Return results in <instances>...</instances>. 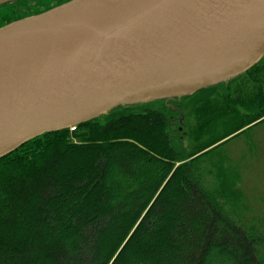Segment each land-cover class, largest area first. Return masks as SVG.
Segmentation results:
<instances>
[{
    "label": "trees",
    "instance_id": "16d2710c",
    "mask_svg": "<svg viewBox=\"0 0 264 264\" xmlns=\"http://www.w3.org/2000/svg\"><path fill=\"white\" fill-rule=\"evenodd\" d=\"M235 105L249 111L198 136ZM197 109L194 155L264 117V62L237 82L231 101L203 100ZM184 160L155 111L25 142L0 158V264H264V214L235 222Z\"/></svg>",
    "mask_w": 264,
    "mask_h": 264
},
{
    "label": "water",
    "instance_id": "95a60500",
    "mask_svg": "<svg viewBox=\"0 0 264 264\" xmlns=\"http://www.w3.org/2000/svg\"><path fill=\"white\" fill-rule=\"evenodd\" d=\"M263 56L264 0H67L15 19L0 26V158L117 107L227 82Z\"/></svg>",
    "mask_w": 264,
    "mask_h": 264
},
{
    "label": "rangeland",
    "instance_id": "374dc122",
    "mask_svg": "<svg viewBox=\"0 0 264 264\" xmlns=\"http://www.w3.org/2000/svg\"><path fill=\"white\" fill-rule=\"evenodd\" d=\"M64 1L67 0H14L0 4V26L21 17L43 12ZM263 62L264 56L249 69L230 78L227 82L205 87L192 95L177 99H159L124 105L91 120L105 122L111 115L122 112H158L167 121L172 144L184 156V161H188L199 155V153L193 154V144L194 133L198 127L199 113L197 108L201 102L219 98H226L231 101L234 98L237 82L249 70ZM234 108L220 109L218 115L222 117L218 118V121L210 123L198 136L220 131L225 127L231 128L235 124V120L236 122L239 121V117L244 114L245 110L249 111L248 108H239V105H235ZM209 116L203 114V119L207 121ZM263 119L264 117L239 129V133L234 137L232 135L236 134L237 131L222 139L231 137L220 148L202 156L199 160L194 161L195 163H192L193 159L189 161L195 168L196 174L201 176L206 190L216 203L237 223H239V216H242L243 213L250 212L257 216L264 214ZM63 208L66 210L67 203H63ZM258 228L257 233L262 237L260 247L264 251V224ZM50 233L55 234L51 230ZM151 242L153 243V241Z\"/></svg>",
    "mask_w": 264,
    "mask_h": 264
}]
</instances>
